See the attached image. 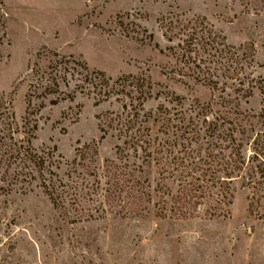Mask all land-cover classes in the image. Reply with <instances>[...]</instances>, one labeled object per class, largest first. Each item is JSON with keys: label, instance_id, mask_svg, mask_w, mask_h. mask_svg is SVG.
<instances>
[{"label": "rangeland", "instance_id": "374dc122", "mask_svg": "<svg viewBox=\"0 0 264 264\" xmlns=\"http://www.w3.org/2000/svg\"><path fill=\"white\" fill-rule=\"evenodd\" d=\"M176 17L206 18L214 47L225 43L223 58L202 68L218 82L215 91L194 82L178 49L168 50L177 40H166L162 21ZM103 75L112 83L144 81L133 96L152 92L143 113L153 114L155 131L185 110L176 97L187 106L209 102L213 92L231 101L233 119L256 116L255 132L264 136V0H0V115H13L20 133L22 119L34 115L33 148L54 155L65 183H79L77 204L56 210L40 182L1 171L0 264H264V203L251 209L253 191L241 182L230 215L217 219L164 220L153 205L138 216L140 206L109 207L96 198V176L119 143L107 128L101 141L100 125L132 103L128 81L98 106V92L76 88L80 77ZM55 80L58 92L41 96ZM252 86L248 102L237 100Z\"/></svg>", "mask_w": 264, "mask_h": 264}, {"label": "trees", "instance_id": "16d2710c", "mask_svg": "<svg viewBox=\"0 0 264 264\" xmlns=\"http://www.w3.org/2000/svg\"><path fill=\"white\" fill-rule=\"evenodd\" d=\"M179 17L162 21L166 40L170 43L177 40V47L168 50L178 49L179 63L194 77V82L215 91L218 82L207 77L209 68L204 73L202 68L211 64L219 53L223 58L225 43L221 44L222 50L214 47L217 35L206 18ZM127 81L131 89L126 96H130L132 103L123 104L122 114H107V121L100 125L101 141L108 129L117 134L119 143L115 146V159L107 160L101 174L96 176V198L109 207L140 206L138 216L148 212L145 205H153L158 209L156 217L164 220L217 219L230 215L235 184L241 182L242 187L253 191L248 199L251 209L264 203V136L255 132L256 116L240 119L242 114L236 113L238 117L233 119V112L227 107L231 101L213 92L209 102L195 100L187 106L176 97L178 105L185 110L176 113L180 116L163 118L155 131L150 121L153 114L143 113V105L152 92H142L139 98L133 96L144 87L139 77L120 78L114 83L104 75L80 77L76 88L83 91L88 86L90 92H98L102 97L95 103L98 106L113 95L122 94L125 88L116 93V87ZM53 84L55 89L47 88L41 96L57 93L58 80ZM253 89V86L243 89L244 95L237 100L248 102L254 96ZM30 100L28 96L29 104ZM135 100H138L136 105ZM158 109L161 112L163 107ZM160 114L165 116L163 112ZM30 116L34 115L22 119L24 131L20 133L18 126L14 128L13 115L6 118L0 115V173L5 169L6 174L12 172L24 182H40L56 210L66 208L69 200L77 204L79 183H65L55 172L60 163L54 155L33 148L38 123ZM19 134L23 136L17 139ZM94 148L96 156V144ZM80 153L83 158L87 155L85 151ZM72 163L75 165L77 159Z\"/></svg>", "mask_w": 264, "mask_h": 264}]
</instances>
